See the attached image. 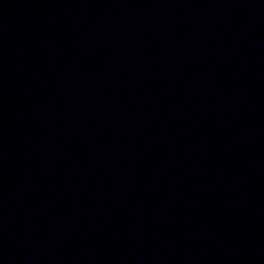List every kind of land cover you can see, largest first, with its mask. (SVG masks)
I'll list each match as a JSON object with an SVG mask.
<instances>
[{
  "label": "water",
  "instance_id": "95a60500",
  "mask_svg": "<svg viewBox=\"0 0 264 264\" xmlns=\"http://www.w3.org/2000/svg\"><path fill=\"white\" fill-rule=\"evenodd\" d=\"M0 264H264V0H0Z\"/></svg>",
  "mask_w": 264,
  "mask_h": 264
}]
</instances>
